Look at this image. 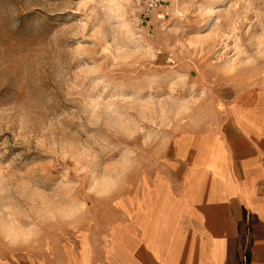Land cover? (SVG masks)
Returning a JSON list of instances; mask_svg holds the SVG:
<instances>
[{
    "label": "rangeland",
    "instance_id": "1",
    "mask_svg": "<svg viewBox=\"0 0 264 264\" xmlns=\"http://www.w3.org/2000/svg\"><path fill=\"white\" fill-rule=\"evenodd\" d=\"M263 81L264 0H0V264H76L178 132Z\"/></svg>",
    "mask_w": 264,
    "mask_h": 264
},
{
    "label": "crops",
    "instance_id": "2",
    "mask_svg": "<svg viewBox=\"0 0 264 264\" xmlns=\"http://www.w3.org/2000/svg\"><path fill=\"white\" fill-rule=\"evenodd\" d=\"M225 97L114 203L107 234L80 238L76 264H264V81Z\"/></svg>",
    "mask_w": 264,
    "mask_h": 264
},
{
    "label": "built area",
    "instance_id": "3",
    "mask_svg": "<svg viewBox=\"0 0 264 264\" xmlns=\"http://www.w3.org/2000/svg\"><path fill=\"white\" fill-rule=\"evenodd\" d=\"M171 56H172V54H171V53H169V54H168V57H171Z\"/></svg>",
    "mask_w": 264,
    "mask_h": 264
}]
</instances>
